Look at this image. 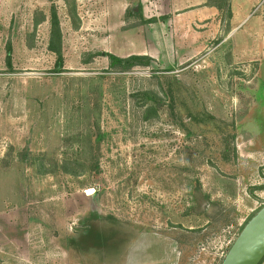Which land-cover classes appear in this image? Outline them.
Listing matches in <instances>:
<instances>
[{
  "label": "rangeland",
  "instance_id": "rangeland-1",
  "mask_svg": "<svg viewBox=\"0 0 264 264\" xmlns=\"http://www.w3.org/2000/svg\"><path fill=\"white\" fill-rule=\"evenodd\" d=\"M69 4L15 2L28 50L16 75L0 60V264H220L264 205V0ZM99 52L152 61L121 71ZM27 76L28 107L3 79ZM143 91L161 98L149 120ZM88 224L107 248L77 245Z\"/></svg>",
  "mask_w": 264,
  "mask_h": 264
},
{
  "label": "trees",
  "instance_id": "trees-1",
  "mask_svg": "<svg viewBox=\"0 0 264 264\" xmlns=\"http://www.w3.org/2000/svg\"><path fill=\"white\" fill-rule=\"evenodd\" d=\"M69 4V0H66ZM225 3V2H224ZM226 4V3H225ZM69 11L74 19L76 17L75 5L72 3L69 4ZM227 8V5H224ZM44 16L42 15L41 19ZM155 20V19H153ZM40 19L35 20V24L39 23ZM50 30H49V38L47 48L53 52L56 56L55 63H54V72L60 73L63 70L64 64V57L62 52V32L60 29L59 19L57 16V12L54 7L51 8L50 17ZM229 31V30H228ZM221 41V40H220ZM99 55H104L107 57L109 61V67L116 70L125 71L134 66H148L151 64L152 58L148 55H137L133 54L128 57H119L113 53L109 52H99ZM11 55H12V48L10 43L6 44V56L5 61L8 66H11ZM141 99L139 104L144 107L143 111V119L149 120L155 116H157V110L155 106L157 105L158 101H161V98L152 91H143L140 94ZM211 117V116H210ZM194 120H198L197 116H192ZM212 118V117H211ZM234 134L227 135L224 137V148L222 150L221 156L224 161H228L230 158H236V149L233 146H230L231 139H234ZM263 187H258L261 189ZM253 216V214L251 215ZM249 216L243 225L240 227V230L244 226V224L250 219ZM111 218V216H108ZM240 232V231H239ZM114 238H109L108 236L104 235L103 232L97 230L96 225L88 224L84 231H81L77 241L78 246H82V248L90 250V249H105V245L107 241ZM107 248V247H106ZM264 262V258L260 262L262 264Z\"/></svg>",
  "mask_w": 264,
  "mask_h": 264
},
{
  "label": "crops",
  "instance_id": "crops-1",
  "mask_svg": "<svg viewBox=\"0 0 264 264\" xmlns=\"http://www.w3.org/2000/svg\"><path fill=\"white\" fill-rule=\"evenodd\" d=\"M18 0H0V60L3 61L6 69L10 70L7 72V75L17 74L15 72L16 69V61L15 55L18 54L19 51H26L28 47H26L25 42H23L19 37L18 32V22L16 21L17 12L15 11V2ZM33 17L35 13H32ZM10 43L12 48L11 55V66H8L5 61L6 56V44ZM28 60V58H27ZM4 68V67H3ZM12 70V72H11ZM31 74V73H28ZM4 80H10L15 85V88L21 86L23 87L24 93H21L23 97L26 98V107H28L30 88L32 83L34 82L31 77L26 78H17V77H6ZM25 87V89H24ZM13 97V96H12ZM22 107V104L18 105ZM4 130H7L6 127L0 126V144L3 149L8 146V140L2 134L5 133ZM2 133V134H1Z\"/></svg>",
  "mask_w": 264,
  "mask_h": 264
},
{
  "label": "water",
  "instance_id": "water-1",
  "mask_svg": "<svg viewBox=\"0 0 264 264\" xmlns=\"http://www.w3.org/2000/svg\"><path fill=\"white\" fill-rule=\"evenodd\" d=\"M264 258V205L244 224L220 264H260Z\"/></svg>",
  "mask_w": 264,
  "mask_h": 264
}]
</instances>
